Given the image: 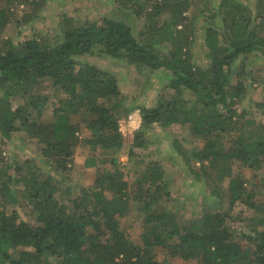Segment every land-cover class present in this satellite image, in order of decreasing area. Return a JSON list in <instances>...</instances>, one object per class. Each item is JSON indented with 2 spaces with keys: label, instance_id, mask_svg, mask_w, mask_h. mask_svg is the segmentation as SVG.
<instances>
[{
  "label": "trees",
  "instance_id": "trees-1",
  "mask_svg": "<svg viewBox=\"0 0 264 264\" xmlns=\"http://www.w3.org/2000/svg\"><path fill=\"white\" fill-rule=\"evenodd\" d=\"M126 1L133 8L137 0ZM258 1L264 11V0ZM146 2L152 10L147 17V7L136 9L145 19L139 36L123 21L65 16L63 39L55 45L38 33L19 43L6 41L0 52V264H173L177 259L191 264H264V205L248 189L253 179L241 173L233 176L231 165L237 160L246 170L259 172L264 164V123L252 118L247 124L253 126H243L245 113L236 108L252 77L244 65L253 55L264 57V14L256 21L239 0H221L219 7L210 8L223 28H206L207 64L200 66L191 51L193 37L177 30L188 21L185 13L201 0ZM211 2L206 0L201 10ZM44 5L45 0H0V37L21 6L27 8L25 25ZM94 57L126 60L163 70L169 77V97L160 96L151 107H137L142 122L131 138L128 157L129 163L135 159V167L128 172L119 159L124 145L118 124L124 106L120 82L114 73L81 59ZM261 82L264 85V76ZM51 104L56 116L47 118ZM255 107L264 110V101L255 102ZM83 126L91 133L81 140ZM173 126L204 139L201 149H185L183 144L175 148L196 180H201L198 171L208 167V180L218 181L209 211H199L187 221L158 207L170 195L165 172L156 162L142 169L137 157L152 129ZM18 133L43 145L42 163L51 173L35 159L13 165L3 156ZM81 142L103 166L93 185L67 195L63 179L55 174L71 171ZM195 159L199 169L192 164ZM136 203L141 222L139 232H132L121 219L130 216ZM237 203L261 214L241 231L243 218L235 219L237 227L230 226L229 212ZM227 205L229 211L224 210ZM159 248L166 252L157 254Z\"/></svg>",
  "mask_w": 264,
  "mask_h": 264
},
{
  "label": "rangeland",
  "instance_id": "rangeland-1",
  "mask_svg": "<svg viewBox=\"0 0 264 264\" xmlns=\"http://www.w3.org/2000/svg\"><path fill=\"white\" fill-rule=\"evenodd\" d=\"M206 0H201V3L193 6L188 10L185 15L188 21L178 26V32L193 37L194 45L191 48L192 55L196 63L200 66L207 64L205 54L207 50L204 44L205 30L209 26H213L217 29L223 28L220 17L213 18V12L210 8L219 7L221 0H211L212 2L201 10ZM245 3L249 8L248 12L255 18L256 21L262 19L261 5L258 0H239ZM129 4L126 0H45L43 8H39L38 17L30 16L34 21L30 24H23L24 14L27 8L21 6L19 13L16 14L15 20L10 24L8 32L1 38L0 37V52L5 48L6 41H13L19 43L24 39L31 38L36 33L43 36L51 45H55L63 39L62 28L65 25V16L73 17L79 21H97L101 22L104 18L113 19L117 21H123L130 25L136 36L144 31L145 19L141 17V13L137 14L136 9L140 6L147 7V13H151V8L145 0H137L134 3ZM152 7V5H151ZM168 17V14L165 15ZM197 17L196 19H192ZM26 17V19H30ZM162 24L161 20L156 21ZM256 23V22H255ZM194 25V26H193ZM58 37H60L58 39ZM163 52H167L165 46H160ZM258 54V53H257ZM84 62H92L100 66L104 70H108L114 73L119 82L120 88L124 98V106L121 110V114L118 117L119 129L122 130L124 145L119 153V159L124 165H126V171L133 169L135 166V159L129 163V149L132 147L131 138L133 134L140 128L131 129L128 126L129 117L141 116L138 106H154L159 101V97L162 95L168 96L172 91L165 87L168 82V75L165 71H152L145 67L130 65L126 60H115L112 58H81ZM88 60V61H86ZM247 74L250 72L252 77H249V81H246V91L244 98L240 105H238L237 111L239 113H245L241 118V124L245 127H251L253 125L247 124L249 119H255L256 123H264V110H257L255 102L264 101V85L261 80L264 76V57L260 54L253 55L251 60L244 65ZM2 92L0 91V98ZM169 97V96H168ZM13 108L16 107V99L12 100ZM52 104L50 105V111L46 114L47 118L56 116V110H54ZM128 108H134L131 113L126 115L123 113ZM142 118V117H141ZM73 123L77 122V119L72 120ZM141 126V125H140ZM84 126L78 137L83 140L84 137L90 136ZM178 138V143H175V139ZM148 145L139 150L137 157L142 161L139 165L142 169L147 168L149 164L155 162L160 164L165 172V181L168 185L169 197L167 202L158 204V207H165L171 211L177 212L180 220L187 221L193 219L199 211H209V206L213 203L212 190L218 183L215 178L208 180V174H212L210 170L212 168L207 167V171L199 170L201 180H196L195 174L191 172V169L186 165L182 155L178 154L176 147L183 144V148L201 149L204 146V139L189 134L187 130L181 129L180 126H173L169 129L162 130L159 127L152 129L148 133ZM43 145L37 141L27 139L24 134L18 133L13 136L12 141L7 145V149L4 150L3 156L9 159V162L13 165L23 163L26 160L35 159L39 165L44 168L45 171L50 172V168L42 163L43 156L41 154V148ZM230 149V148H226ZM95 154V153H94ZM97 156V155H96ZM97 156V160L93 159L92 153L86 149L85 142H81L75 153V164L71 171L67 174L57 173L56 177L64 182V190L67 195H76L79 192L81 186H91L97 176L99 167L103 166V161ZM236 159V158H235ZM195 159L192 161L195 169H199L201 164ZM233 176L238 173L250 176L254 181L253 187H248L249 190L256 192V201L258 204L264 205V164H262V170L259 172H253L246 170L242 167L241 162L233 160ZM206 172V173H205ZM134 173V172H133ZM129 174V179H134V174ZM69 174L68 180L66 179ZM228 180H225L222 184L223 187H227ZM63 187V186H62ZM136 191L137 187L135 188ZM214 198V197H213ZM215 199V198H214ZM138 204H134L133 212L128 217L121 219L125 223V227L129 228L132 232H139V223L141 222V216ZM229 211L228 205L224 209ZM11 211V208L8 209ZM231 214L230 226L237 227L236 218H243L244 221L240 222L239 230H244L250 224V221L258 220L261 214L253 212L247 205L237 203L233 209L229 212ZM21 217H25V213L21 212ZM131 226V228H130ZM237 230V229H236ZM240 238V237H237ZM136 242L141 243L139 237L135 238ZM162 248L157 250V254H164ZM156 254V255H157ZM173 264H191L181 259H177Z\"/></svg>",
  "mask_w": 264,
  "mask_h": 264
},
{
  "label": "built area",
  "instance_id": "built-area-1",
  "mask_svg": "<svg viewBox=\"0 0 264 264\" xmlns=\"http://www.w3.org/2000/svg\"><path fill=\"white\" fill-rule=\"evenodd\" d=\"M141 122H142L141 116H138L137 118L135 116H131L129 117V120H128V126L131 129H134V128L136 129L140 127ZM120 132L122 133L121 128H120Z\"/></svg>",
  "mask_w": 264,
  "mask_h": 264
}]
</instances>
